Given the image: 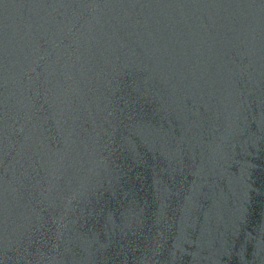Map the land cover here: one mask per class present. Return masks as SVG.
<instances>
[{
	"label": "water",
	"instance_id": "obj_1",
	"mask_svg": "<svg viewBox=\"0 0 264 264\" xmlns=\"http://www.w3.org/2000/svg\"><path fill=\"white\" fill-rule=\"evenodd\" d=\"M0 264H264V0H0Z\"/></svg>",
	"mask_w": 264,
	"mask_h": 264
}]
</instances>
